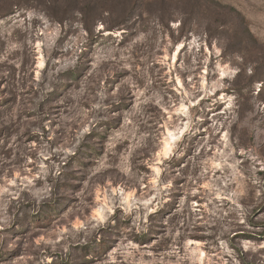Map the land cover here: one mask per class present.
<instances>
[{
	"label": "rangeland",
	"instance_id": "obj_1",
	"mask_svg": "<svg viewBox=\"0 0 264 264\" xmlns=\"http://www.w3.org/2000/svg\"><path fill=\"white\" fill-rule=\"evenodd\" d=\"M0 264H264V0H0Z\"/></svg>",
	"mask_w": 264,
	"mask_h": 264
}]
</instances>
